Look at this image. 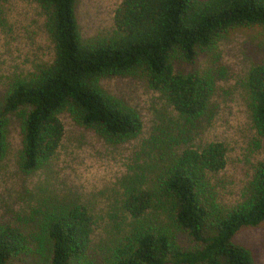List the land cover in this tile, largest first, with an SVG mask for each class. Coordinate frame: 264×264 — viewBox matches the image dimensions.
Segmentation results:
<instances>
[{
    "label": "trees",
    "instance_id": "16d2710c",
    "mask_svg": "<svg viewBox=\"0 0 264 264\" xmlns=\"http://www.w3.org/2000/svg\"><path fill=\"white\" fill-rule=\"evenodd\" d=\"M33 1L44 13L52 58L10 81L0 108V159L4 116L16 112V166L24 174L55 153L63 113L106 142L135 139L142 128L138 113L100 86L103 77L145 79L177 119L143 144L138 183L122 184L119 198L104 209L111 235L99 251L88 254L95 219L87 206L46 193L35 197L18 226L0 225V264H20L27 256L44 264H255L249 248L232 238L240 226L264 221V62L249 66L240 81L262 157L232 202L223 200L216 177L227 163L224 144L199 138L214 115L217 76L177 65L214 55L233 28H264V0H121L111 35L90 41L79 32L76 0Z\"/></svg>",
    "mask_w": 264,
    "mask_h": 264
},
{
    "label": "rangeland",
    "instance_id": "374dc122",
    "mask_svg": "<svg viewBox=\"0 0 264 264\" xmlns=\"http://www.w3.org/2000/svg\"><path fill=\"white\" fill-rule=\"evenodd\" d=\"M120 2L76 0L75 16L82 38L90 41L111 35L113 11ZM0 9L2 108L10 81L28 74L34 65L50 61L53 45L43 26L44 13L36 2L0 0ZM214 53L212 56L209 52L200 54L193 64L177 66L183 72L209 71L211 74L212 71L217 76L211 104L214 115L201 129L199 138L203 142L224 144L227 163L216 177L223 200L232 202L262 157L240 81L249 66L264 62V28H233L218 42ZM99 84L135 109L142 122L139 135L125 143H109L76 125L66 113L60 114L63 135L55 153L29 175L16 166L21 145L18 112L5 115L6 149L0 159V225L18 226L22 214L28 213L35 204V197L47 193L66 201L81 202L94 216L88 254H93L92 249L99 251L101 243L109 240L111 233L107 234L104 228L110 225L106 223L104 209L111 200L119 198L122 184L138 183L140 178L135 173L142 172L147 156L143 144L151 135L158 134V128L171 125L177 119V112L143 78L108 76L100 78ZM232 239L249 248L255 264H264V221L252 227L240 226ZM20 264L44 263L34 262L27 256Z\"/></svg>",
    "mask_w": 264,
    "mask_h": 264
}]
</instances>
